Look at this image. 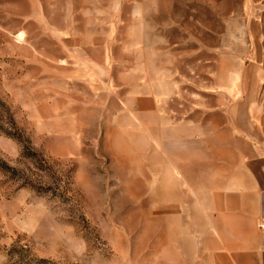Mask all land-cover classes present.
Instances as JSON below:
<instances>
[{"label": "rangeland", "instance_id": "obj_1", "mask_svg": "<svg viewBox=\"0 0 264 264\" xmlns=\"http://www.w3.org/2000/svg\"><path fill=\"white\" fill-rule=\"evenodd\" d=\"M213 132L264 180V0H0V264H201Z\"/></svg>", "mask_w": 264, "mask_h": 264}, {"label": "crops", "instance_id": "obj_2", "mask_svg": "<svg viewBox=\"0 0 264 264\" xmlns=\"http://www.w3.org/2000/svg\"><path fill=\"white\" fill-rule=\"evenodd\" d=\"M158 100L159 93L155 95ZM211 134L214 138L208 146L203 133L194 137L201 140L197 152L201 155V242L197 246L201 264H264V180L258 157L252 159L238 150L237 132L228 133L232 139L228 146L214 141L222 132ZM195 249L188 243L181 262H189Z\"/></svg>", "mask_w": 264, "mask_h": 264}, {"label": "trees", "instance_id": "obj_3", "mask_svg": "<svg viewBox=\"0 0 264 264\" xmlns=\"http://www.w3.org/2000/svg\"><path fill=\"white\" fill-rule=\"evenodd\" d=\"M33 264H49V263L45 262L44 260H40L38 262H33Z\"/></svg>", "mask_w": 264, "mask_h": 264}]
</instances>
